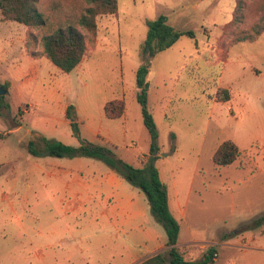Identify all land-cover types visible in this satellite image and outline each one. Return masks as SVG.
Instances as JSON below:
<instances>
[{
    "label": "rangeland",
    "instance_id": "obj_1",
    "mask_svg": "<svg viewBox=\"0 0 264 264\" xmlns=\"http://www.w3.org/2000/svg\"><path fill=\"white\" fill-rule=\"evenodd\" d=\"M118 3L116 14L97 16L92 32L78 23L87 0H39L53 22L73 23L85 34L89 73L75 68L35 75L23 41L26 25L5 20L0 12V88L6 90L1 95L8 104L0 109V264H99L102 255L95 241L111 222L103 212L113 191L104 181L110 167L88 156L66 164L55 161L71 157L31 154L29 134L17 129L12 117L30 129L43 128L57 114L47 107V96L65 97L76 105L88 95L100 105L122 88L127 115L121 121L129 131L125 143L106 144L135 166L155 157L172 203L176 195L189 194L185 219L201 237L211 239L224 229L230 238L246 240L247 254L241 247L219 245L220 263L230 253L241 257L240 264H264V221L254 223L264 214V32L252 41L236 39L264 17V0H245L242 9L237 0ZM161 14L196 37L183 35L148 59L142 50L146 20ZM147 59L158 156L151 154V136L135 94L136 69ZM224 88L228 100L220 97ZM58 127L68 131L61 122ZM68 137L79 142L74 133ZM226 139L241 153L232 163L217 165L214 152ZM147 216H153L150 209ZM113 220L121 225L122 216Z\"/></svg>",
    "mask_w": 264,
    "mask_h": 264
},
{
    "label": "trees",
    "instance_id": "obj_2",
    "mask_svg": "<svg viewBox=\"0 0 264 264\" xmlns=\"http://www.w3.org/2000/svg\"><path fill=\"white\" fill-rule=\"evenodd\" d=\"M245 0H237L238 9L244 7ZM83 14L78 23L95 32L97 29L96 18L102 14H116L119 9L118 0H87ZM0 12L5 20L17 21L25 24L34 39H39L44 54L63 72L70 73L87 55L85 34L73 23H55L50 16L41 9L39 0H0ZM147 36L142 44L145 56L150 59L159 52L171 47L183 35L195 38L193 30H180L168 22L166 15L161 14L157 18L147 19ZM264 32V17L259 23L237 34V41L255 40ZM197 42V41H196ZM146 60L136 70L137 100L141 106L143 123L151 136V154L158 156L160 147L157 144L158 129L154 116L148 106V74L150 60ZM220 97L230 99L228 89L224 88ZM0 95V109L7 107ZM106 115L117 118L125 112V101L113 99L105 104ZM67 116L71 120V126L75 136L79 138V145L66 144L61 140L46 137L34 132V136L28 141L27 147L35 156L54 155L59 157H94L104 161L110 168L127 179L132 185L143 190L150 205V211L156 221L165 228L168 238V253L171 264H209L214 261L216 246H210L204 256L199 260H188L182 250L177 246L180 232V223L172 214L169 207L168 190L161 179L159 169L155 165V157L149 156L148 160L141 161L139 166L119 157L106 143L89 141L81 136L77 119L76 107L69 104ZM2 135V134H0ZM238 145L231 139L224 140L216 149L213 161L217 165L230 164L240 155ZM264 221V214L258 217L254 223Z\"/></svg>",
    "mask_w": 264,
    "mask_h": 264
},
{
    "label": "crops",
    "instance_id": "obj_3",
    "mask_svg": "<svg viewBox=\"0 0 264 264\" xmlns=\"http://www.w3.org/2000/svg\"><path fill=\"white\" fill-rule=\"evenodd\" d=\"M31 32L34 33V31H31L30 28L27 27L23 40L27 54L32 56L31 72H34V74L37 75L42 72L51 73L59 71L60 68H57L44 54L40 40L38 39L37 44L34 43L35 41L31 42ZM88 61V58L84 57L77 65L76 69L81 70L84 73H89L90 69ZM16 74H18V72H16ZM123 74V66L120 65V75L122 76ZM137 90L138 88L135 90L136 96ZM113 99H123L125 101L124 88H122L121 92L117 95L105 98L100 105L93 96L84 95L79 97V101H77L75 107L77 119L81 122V136L84 139L93 142L111 143L113 145L120 142L125 143L129 127L127 123L125 126L124 121H121V119H126L127 104L125 101V112L122 116L110 118L106 115L105 104ZM45 103L48 104L47 107L51 109L53 113L56 112L57 114L53 115V121L51 123L46 122L43 128L35 127L30 129L23 126L22 122H19V120H16L15 116L12 117L13 123L16 122V128H24L26 133L29 134V138L26 142L28 143V141L34 136V132H37L49 138L62 140L66 144L75 146L79 145L80 141H73L68 137V133L73 135L71 120L67 116L68 106L71 104L68 99L65 97L47 96ZM60 122L62 125H68V131L66 127H58V123ZM60 134H64L65 137H61ZM76 158L77 157H72L70 160H59L55 162L66 164L79 163L80 160H75ZM104 181L113 189L107 197L110 199V203H108V207L103 209V212L108 213L111 222L104 225L95 241V246L102 255L100 256L98 263L171 264L168 253L169 246L167 243V233L162 224L156 221L154 216H152V218L147 216V209H150V205L149 201L148 203L146 202L145 194H142L136 188H133L134 185L131 186L128 184L125 178L112 168L106 171ZM168 197L169 207L172 214L175 217L180 216L181 218L179 222L180 232L177 246L182 250L186 259L199 260L204 256L205 251L210 246H216L217 256L214 257L213 262H218L216 264H222L220 263L221 254L218 248L219 245L232 248L241 247L244 249L243 253H248V247L245 245L246 240L240 241L238 239L235 240L234 238H230L231 235H229L230 231L228 230L223 229L215 237L205 239L204 236H200L201 232L192 229L185 219V212L190 200L189 194L183 196L176 195L173 203L169 195ZM114 215L122 216L121 225H118L116 221L113 220ZM53 234H56V232ZM66 256L71 258L72 254L68 252ZM246 257L248 256L243 255V258ZM240 260L241 257L234 254L232 256L229 253V256L223 264H240ZM244 264L252 263L244 262Z\"/></svg>",
    "mask_w": 264,
    "mask_h": 264
},
{
    "label": "water",
    "instance_id": "obj_4",
    "mask_svg": "<svg viewBox=\"0 0 264 264\" xmlns=\"http://www.w3.org/2000/svg\"><path fill=\"white\" fill-rule=\"evenodd\" d=\"M6 92V90L5 89H3V88H0V95L1 94H3V93H5Z\"/></svg>",
    "mask_w": 264,
    "mask_h": 264
},
{
    "label": "built area",
    "instance_id": "obj_5",
    "mask_svg": "<svg viewBox=\"0 0 264 264\" xmlns=\"http://www.w3.org/2000/svg\"><path fill=\"white\" fill-rule=\"evenodd\" d=\"M216 256H217V253L215 252V253H214V257H216Z\"/></svg>",
    "mask_w": 264,
    "mask_h": 264
}]
</instances>
